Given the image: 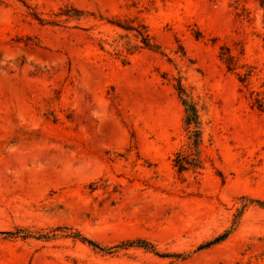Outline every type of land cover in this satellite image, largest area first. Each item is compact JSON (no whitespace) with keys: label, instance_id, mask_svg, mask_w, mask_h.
<instances>
[{"label":"rangeland","instance_id":"1","mask_svg":"<svg viewBox=\"0 0 264 264\" xmlns=\"http://www.w3.org/2000/svg\"><path fill=\"white\" fill-rule=\"evenodd\" d=\"M67 5L102 21L34 18L50 20ZM123 16L145 22L186 89L208 103L197 178L180 182L171 165L184 142L177 71L157 52L122 67L99 50L119 34L104 20ZM177 43L194 64L175 57ZM221 46L235 72L219 61ZM254 99L264 107L257 0H0V232L64 224L102 247L146 239L180 255L100 257L67 239L28 238L0 241V264H264V211L232 222L215 204L264 201V111ZM131 134L138 158L125 153ZM225 231L224 242L196 251Z\"/></svg>","mask_w":264,"mask_h":264},{"label":"trees","instance_id":"2","mask_svg":"<svg viewBox=\"0 0 264 264\" xmlns=\"http://www.w3.org/2000/svg\"><path fill=\"white\" fill-rule=\"evenodd\" d=\"M261 9L264 12V0H257ZM40 24L57 26L63 23L81 24L90 22V20L102 21L101 17L96 14L78 9L74 6L67 5L59 9L53 14L50 20H42L34 17ZM110 27L119 31L117 37L110 42L101 40L98 44L99 50L109 57L117 61L120 66L125 67L130 64L133 56L139 54L143 50L157 52L166 58L167 62L177 71V76L173 78V89L177 99L183 109L182 129L184 133V142L180 148L172 155L171 165L180 180L184 182L187 176L197 178L204 170V162L202 159V147L204 144V133L208 124L209 108L206 101L197 99L186 89L183 84V78L178 72L177 64L173 59L168 58L166 49L155 42L149 33L148 26L139 18L130 17H114L111 20H104ZM200 33H196L195 38H200ZM107 44L112 51L108 52L104 48ZM178 50L172 52L177 59L183 62L194 64L186 57L183 47L177 43ZM170 52V51H169ZM219 61L224 65L227 72H235L236 65L229 50L225 46L219 48ZM237 80L242 85H245V80L240 75H237ZM254 106L257 110L263 112L264 107L258 99H254ZM49 119L56 121L57 119L50 114ZM134 151L137 155V148L134 135H130V145L126 148L125 153ZM215 204L225 209L230 215V221L234 222L248 209H259L264 211V201L257 199H246L244 197L234 198L227 203L219 199L215 200ZM229 204L230 206H228ZM232 232L225 231L217 237L203 242L196 246V251L210 249L224 242ZM28 238H35L37 241L53 242L58 239H67L71 243H80L93 254L100 257H115L125 254L131 249H138L148 255L157 256L160 258H179L180 255L173 253H164L157 249V245L146 239H135L132 241L120 242L112 247H102L94 240L89 239L80 229L64 224H49L40 227L22 226L12 232H0V241L24 242ZM74 264H77L75 261Z\"/></svg>","mask_w":264,"mask_h":264}]
</instances>
